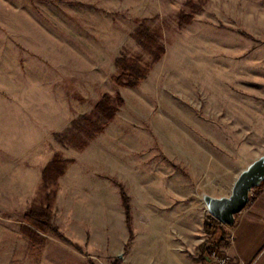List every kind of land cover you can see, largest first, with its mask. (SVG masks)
<instances>
[{
	"label": "rangeland",
	"instance_id": "374dc122",
	"mask_svg": "<svg viewBox=\"0 0 264 264\" xmlns=\"http://www.w3.org/2000/svg\"><path fill=\"white\" fill-rule=\"evenodd\" d=\"M143 21L166 52L138 86H120L119 56L152 60L134 37ZM107 94L124 102L95 132ZM262 155L264 0H0V264H90L24 220L56 156L87 193L103 182L122 200L124 186L141 228L147 214L183 215L201 245L202 195H230Z\"/></svg>",
	"mask_w": 264,
	"mask_h": 264
},
{
	"label": "crops",
	"instance_id": "0c3cea01",
	"mask_svg": "<svg viewBox=\"0 0 264 264\" xmlns=\"http://www.w3.org/2000/svg\"><path fill=\"white\" fill-rule=\"evenodd\" d=\"M71 170L60 179L53 222L88 254L90 264H201L199 226L186 231L183 215L168 221L165 215L147 214L141 228L131 204V232L123 201L107 197L103 182L87 193ZM64 186L67 198L59 208ZM251 199L227 228V251L241 264H264V189Z\"/></svg>",
	"mask_w": 264,
	"mask_h": 264
},
{
	"label": "trees",
	"instance_id": "16d2710c",
	"mask_svg": "<svg viewBox=\"0 0 264 264\" xmlns=\"http://www.w3.org/2000/svg\"><path fill=\"white\" fill-rule=\"evenodd\" d=\"M187 19L188 21H191L192 17ZM134 37L137 42L151 55L152 60L149 63H143L139 57H129L127 54L119 56L116 59V66L119 71H121V74L116 77L115 81L120 86H138L149 76L152 64L158 62L166 52L164 44L160 41V34L157 32L152 33L150 26L147 25V21L140 23ZM125 78L127 80L123 81ZM123 102L124 100L120 94H118L116 98H112L108 94L103 96L95 107V116L104 121L102 125L94 128L95 132H100L104 129L105 125L114 118ZM83 118L85 121L90 122L93 127L96 126L92 117L88 116ZM68 163H70L69 160H63L60 156H56L44 168L42 182L40 184V191L44 192V199L41 203L34 202L31 205V207L24 214V220L34 227L35 230H33L36 231L37 234H40V232L43 234L54 233L64 241L72 243L71 240H69L53 222L54 205L60 186L59 179L62 175H64L68 167ZM120 187L127 223L130 231L132 232L130 196L127 194L124 186L120 185ZM263 189L264 183L260 187L255 188L252 193L261 192ZM224 226L225 225L214 216L206 214L204 219V229L208 234V237L200 245L202 258L201 264H208L206 254L212 248L222 247V245L225 247L229 246L230 241L227 239L226 233L224 236H218V233L222 231Z\"/></svg>",
	"mask_w": 264,
	"mask_h": 264
},
{
	"label": "water",
	"instance_id": "95a60500",
	"mask_svg": "<svg viewBox=\"0 0 264 264\" xmlns=\"http://www.w3.org/2000/svg\"><path fill=\"white\" fill-rule=\"evenodd\" d=\"M264 183V155L248 164L235 179L230 195L213 196L204 193L207 213L222 224L233 226L236 217L250 203L252 192Z\"/></svg>",
	"mask_w": 264,
	"mask_h": 264
},
{
	"label": "built area",
	"instance_id": "2783aa9c",
	"mask_svg": "<svg viewBox=\"0 0 264 264\" xmlns=\"http://www.w3.org/2000/svg\"><path fill=\"white\" fill-rule=\"evenodd\" d=\"M208 264H241L223 247H214L206 254Z\"/></svg>",
	"mask_w": 264,
	"mask_h": 264
}]
</instances>
